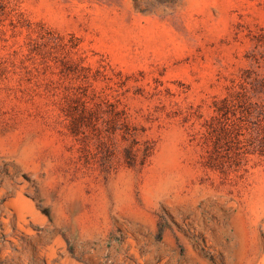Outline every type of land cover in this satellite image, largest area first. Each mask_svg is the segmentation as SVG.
Wrapping results in <instances>:
<instances>
[{
  "label": "rangeland",
  "instance_id": "1",
  "mask_svg": "<svg viewBox=\"0 0 264 264\" xmlns=\"http://www.w3.org/2000/svg\"><path fill=\"white\" fill-rule=\"evenodd\" d=\"M246 71L264 0H0V264H264Z\"/></svg>",
  "mask_w": 264,
  "mask_h": 264
},
{
  "label": "trees",
  "instance_id": "2",
  "mask_svg": "<svg viewBox=\"0 0 264 264\" xmlns=\"http://www.w3.org/2000/svg\"><path fill=\"white\" fill-rule=\"evenodd\" d=\"M228 96L215 102L219 112L231 111L235 120L225 134L241 144L244 152L264 160V75L246 71ZM237 108L240 115L236 117Z\"/></svg>",
  "mask_w": 264,
  "mask_h": 264
},
{
  "label": "bare ground",
  "instance_id": "3",
  "mask_svg": "<svg viewBox=\"0 0 264 264\" xmlns=\"http://www.w3.org/2000/svg\"><path fill=\"white\" fill-rule=\"evenodd\" d=\"M14 202L15 203H17V204H19L23 209H25L27 212H29V213H31L32 212V205L30 204V202L27 200V199H25V198H23V197H21V195L20 194H17V198H16V200H14ZM35 214V213H34ZM33 214H31V216H32ZM36 215V214H35ZM34 216V215H33ZM32 216V217H33ZM37 217V216H36ZM36 217H34V218H36ZM37 219H39L40 220V218H37Z\"/></svg>",
  "mask_w": 264,
  "mask_h": 264
}]
</instances>
